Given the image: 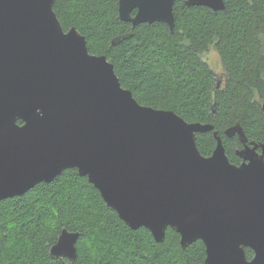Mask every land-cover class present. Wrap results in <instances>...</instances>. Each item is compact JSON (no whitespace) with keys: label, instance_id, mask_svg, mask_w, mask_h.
Instances as JSON below:
<instances>
[{"label":"water","instance_id":"water-1","mask_svg":"<svg viewBox=\"0 0 264 264\" xmlns=\"http://www.w3.org/2000/svg\"><path fill=\"white\" fill-rule=\"evenodd\" d=\"M54 1L0 0V200L76 168L130 228L161 242L170 227L182 248L200 239L206 264H264V141L227 127L241 142L234 163L211 123L139 103L105 54L90 53L77 28L63 29ZM174 2L118 0V16L172 31ZM208 131L216 144L205 156L196 138ZM78 237L63 227L50 254L74 261Z\"/></svg>","mask_w":264,"mask_h":264},{"label":"trees","instance_id":"trees-1","mask_svg":"<svg viewBox=\"0 0 264 264\" xmlns=\"http://www.w3.org/2000/svg\"><path fill=\"white\" fill-rule=\"evenodd\" d=\"M224 1L223 10L213 11L175 0L172 31L164 22L120 20L118 0H55L53 9L64 30L75 27L85 36L90 53L106 55L139 103L211 123L229 160L239 163L241 142L224 135L227 127L238 123L248 141H264V0ZM211 48L222 64L221 82L203 58ZM196 143L208 156L216 141L208 131ZM63 227L79 232L74 261L49 252ZM245 253L252 258L250 248ZM0 264L206 263L200 239L182 248L170 227L161 242L143 226L130 228L86 176L67 168L0 200Z\"/></svg>","mask_w":264,"mask_h":264},{"label":"rangeland","instance_id":"rangeland-1","mask_svg":"<svg viewBox=\"0 0 264 264\" xmlns=\"http://www.w3.org/2000/svg\"><path fill=\"white\" fill-rule=\"evenodd\" d=\"M203 58L216 71V73L218 75V79L221 82L223 80V77H222L223 69H222V64H221L220 58H219L216 50L214 48H211L209 51H207L205 53Z\"/></svg>","mask_w":264,"mask_h":264}]
</instances>
